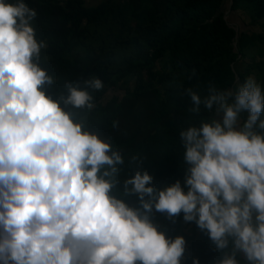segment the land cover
<instances>
[{"label":"clouds","instance_id":"9594fccd","mask_svg":"<svg viewBox=\"0 0 264 264\" xmlns=\"http://www.w3.org/2000/svg\"><path fill=\"white\" fill-rule=\"evenodd\" d=\"M36 16L24 0H0V264H181L186 241L158 230L153 207L195 222L221 252L217 264L239 255L264 264V85L253 76L229 89L210 84L204 98L188 89L190 112L222 118L181 131L183 187L157 189L147 170L124 180L134 208L113 194L123 156L66 110L91 108L88 89L102 81L48 95Z\"/></svg>","mask_w":264,"mask_h":264},{"label":"trees","instance_id":"16d2710c","mask_svg":"<svg viewBox=\"0 0 264 264\" xmlns=\"http://www.w3.org/2000/svg\"><path fill=\"white\" fill-rule=\"evenodd\" d=\"M24 3L37 12L32 26L37 41L44 42L38 63L53 78L45 85L47 94L59 99L67 94L66 84L102 81V89H88L91 108L66 110L123 156L113 194L131 207L139 208V199L124 193V180L137 170H147L157 189L177 180L184 186L188 165L180 133L217 115L203 108L190 112L188 89L204 98L210 84L229 89L253 76L264 85V0ZM246 116L241 114V123ZM149 215L151 220L164 216L160 231L178 236L183 213L175 222L154 207ZM196 231L199 240L185 264L194 258L217 264L221 252L197 225Z\"/></svg>","mask_w":264,"mask_h":264},{"label":"crops","instance_id":"0c3cea01","mask_svg":"<svg viewBox=\"0 0 264 264\" xmlns=\"http://www.w3.org/2000/svg\"><path fill=\"white\" fill-rule=\"evenodd\" d=\"M88 2H91V0H87ZM92 4V3H91ZM216 119L220 120L222 118L221 114L216 113ZM165 217L164 216H159L158 220H152V222L157 226L158 230H162L164 229V221ZM178 236H183L185 241H186V245H185V253L182 257L181 260V264H185L188 256H189V249L191 247V245L196 242L197 240H199V232L196 231V224L195 222H186L183 219L182 222V226L180 228V231L178 233ZM210 239V238H208ZM211 244H213V242L211 241ZM239 264H247V262L244 260L242 255H239L237 257Z\"/></svg>","mask_w":264,"mask_h":264},{"label":"rangeland","instance_id":"374dc122","mask_svg":"<svg viewBox=\"0 0 264 264\" xmlns=\"http://www.w3.org/2000/svg\"><path fill=\"white\" fill-rule=\"evenodd\" d=\"M98 0H91V2L96 3ZM91 2H89L91 4Z\"/></svg>","mask_w":264,"mask_h":264},{"label":"water","instance_id":"95a60500","mask_svg":"<svg viewBox=\"0 0 264 264\" xmlns=\"http://www.w3.org/2000/svg\"><path fill=\"white\" fill-rule=\"evenodd\" d=\"M231 5H232V2H231Z\"/></svg>","mask_w":264,"mask_h":264}]
</instances>
